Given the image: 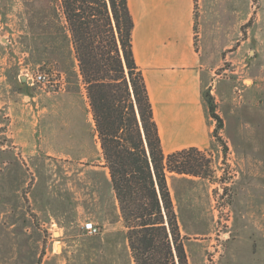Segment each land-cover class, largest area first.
<instances>
[{"label": "rangeland", "instance_id": "obj_1", "mask_svg": "<svg viewBox=\"0 0 264 264\" xmlns=\"http://www.w3.org/2000/svg\"><path fill=\"white\" fill-rule=\"evenodd\" d=\"M51 3L0 0V196L4 193L13 208L0 220V264H42L56 240L44 221L56 214L67 219L62 263L102 264L94 254V236L82 229L93 220L86 215L75 222L72 215L77 202L89 203L87 183H104L106 169L70 40ZM248 11L242 27L244 75L237 79L231 63L223 64L229 72L215 87L234 94L215 105V114L236 128V105L255 103L260 110L240 112L244 126L255 115L259 129L255 124L249 140L231 142V156L220 144L221 156L207 155L212 180L182 179L176 215L189 264H264V0H247L245 16ZM38 72L45 74L44 84L22 81ZM56 195L60 204L45 214L42 209L52 211ZM117 229L125 231L122 223Z\"/></svg>", "mask_w": 264, "mask_h": 264}, {"label": "crops", "instance_id": "obj_2", "mask_svg": "<svg viewBox=\"0 0 264 264\" xmlns=\"http://www.w3.org/2000/svg\"><path fill=\"white\" fill-rule=\"evenodd\" d=\"M246 4L247 0H128V9L133 21L132 53L145 81L165 155L196 148L211 156L213 160L221 156L219 143L213 135L215 122L210 116L204 92L208 88L210 92L213 90L214 105L223 103L221 100L224 98L229 101L234 89L229 93L227 89L217 91L215 87L218 79L229 72L222 70L225 63H231L232 76L243 78L245 65L242 56L246 40L242 27L246 17L248 19L251 15L248 11L245 16ZM250 66L251 64L250 77L254 78ZM249 107L260 110L259 105L255 103L236 105V116L240 120L237 121L236 128L220 118L222 127L218 135L228 149L226 157L231 156V142L242 143L249 140L250 136L255 134V124L257 130L259 129L260 121L255 115L252 116L251 125L243 124L244 115L240 111ZM89 170L93 175H97L96 167ZM214 170L217 169L214 167ZM260 176L264 181V169ZM182 179H189L194 183L199 180L206 181L197 177L167 174L166 181L175 214L176 193L180 189ZM87 185L91 190L87 196L89 203L84 204L86 200L82 204L77 202L72 220L78 222L81 216L87 215L99 228V234L94 236V254L100 259V263L134 264L107 169L104 183L94 181L88 182ZM42 197L48 201V194ZM0 198L2 220L13 213V208L9 202L6 204L4 193ZM51 203L54 204L50 206L52 211H49L47 206L42 209L45 214H53L55 206L60 204L57 195L52 196ZM50 218L52 222L47 219L44 223H50L56 240L46 249L42 264H63L61 256L65 254L66 248L63 247L61 239L67 227V219L57 214ZM72 220L70 222L73 224ZM177 222L179 225L178 217ZM120 223L123 224L124 232L117 229ZM99 225L108 228L101 231Z\"/></svg>", "mask_w": 264, "mask_h": 264}, {"label": "trees", "instance_id": "obj_3", "mask_svg": "<svg viewBox=\"0 0 264 264\" xmlns=\"http://www.w3.org/2000/svg\"><path fill=\"white\" fill-rule=\"evenodd\" d=\"M76 61L103 167L115 193L134 264H189L167 174L212 180L205 152L165 155L143 75L132 53L128 0H52ZM210 116L222 120L210 102Z\"/></svg>", "mask_w": 264, "mask_h": 264}, {"label": "built area", "instance_id": "obj_4", "mask_svg": "<svg viewBox=\"0 0 264 264\" xmlns=\"http://www.w3.org/2000/svg\"><path fill=\"white\" fill-rule=\"evenodd\" d=\"M25 82L29 85L44 84L46 82L45 74L38 72L34 76H25ZM82 229L89 236H95L99 234V228L92 221H85Z\"/></svg>", "mask_w": 264, "mask_h": 264}, {"label": "water", "instance_id": "obj_5", "mask_svg": "<svg viewBox=\"0 0 264 264\" xmlns=\"http://www.w3.org/2000/svg\"><path fill=\"white\" fill-rule=\"evenodd\" d=\"M22 81H25V78H22ZM209 92H210V89L208 88V89L204 92V98H205L206 100H208V101L211 102V99H210L211 97H210V95H208Z\"/></svg>", "mask_w": 264, "mask_h": 264}]
</instances>
